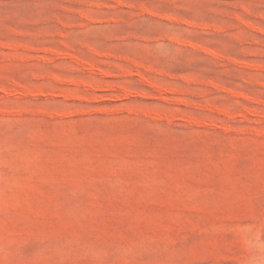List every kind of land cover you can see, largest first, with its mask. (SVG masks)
<instances>
[{
	"label": "rangeland",
	"instance_id": "obj_1",
	"mask_svg": "<svg viewBox=\"0 0 264 264\" xmlns=\"http://www.w3.org/2000/svg\"><path fill=\"white\" fill-rule=\"evenodd\" d=\"M0 264H264V0H0Z\"/></svg>",
	"mask_w": 264,
	"mask_h": 264
}]
</instances>
